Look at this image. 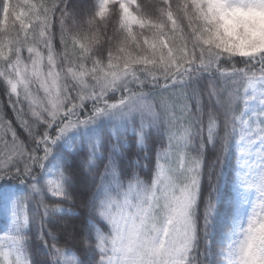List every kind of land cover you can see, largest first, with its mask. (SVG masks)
<instances>
[{
	"label": "snow or ice",
	"instance_id": "6c2138e0",
	"mask_svg": "<svg viewBox=\"0 0 264 264\" xmlns=\"http://www.w3.org/2000/svg\"><path fill=\"white\" fill-rule=\"evenodd\" d=\"M0 264H264V0H0Z\"/></svg>",
	"mask_w": 264,
	"mask_h": 264
},
{
	"label": "trees",
	"instance_id": "16d2710c",
	"mask_svg": "<svg viewBox=\"0 0 264 264\" xmlns=\"http://www.w3.org/2000/svg\"><path fill=\"white\" fill-rule=\"evenodd\" d=\"M3 225H0V227H2ZM0 235H2V233H0Z\"/></svg>",
	"mask_w": 264,
	"mask_h": 264
}]
</instances>
